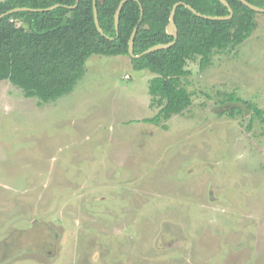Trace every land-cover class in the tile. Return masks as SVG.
<instances>
[{
    "label": "rangeland",
    "instance_id": "1",
    "mask_svg": "<svg viewBox=\"0 0 264 264\" xmlns=\"http://www.w3.org/2000/svg\"><path fill=\"white\" fill-rule=\"evenodd\" d=\"M255 23L207 68L187 64L192 104L166 130L141 122L159 110L154 75L125 56H91L42 106L0 82V264H264V14Z\"/></svg>",
    "mask_w": 264,
    "mask_h": 264
},
{
    "label": "trees",
    "instance_id": "2",
    "mask_svg": "<svg viewBox=\"0 0 264 264\" xmlns=\"http://www.w3.org/2000/svg\"><path fill=\"white\" fill-rule=\"evenodd\" d=\"M122 0H95L100 35L93 19V0H0V14L14 8L45 9V13L17 12L0 20V82L7 81L23 96L34 98L38 105L55 102L71 93L85 75V63L93 55L128 57L132 68L149 71L150 107L157 114L141 122L166 130L173 116L181 115L192 104L191 94L182 86L190 75L187 64L198 60L201 70L207 68L215 53L240 46L255 30L258 13L237 0H226L232 18L212 21L197 17L183 4L211 17L229 15L218 0H137L126 2L115 30L114 14ZM264 9V0H246ZM174 23L177 40L168 49L139 59L128 56V42L137 27L134 55L152 46L167 44L173 38L166 33L169 14L176 3ZM77 6L73 9L65 8ZM229 100L238 102L233 95ZM253 113L260 116V110Z\"/></svg>",
    "mask_w": 264,
    "mask_h": 264
},
{
    "label": "water",
    "instance_id": "3",
    "mask_svg": "<svg viewBox=\"0 0 264 264\" xmlns=\"http://www.w3.org/2000/svg\"><path fill=\"white\" fill-rule=\"evenodd\" d=\"M128 1H135L137 2V0H122L118 7H117V10L115 11V14H114V26H115V30L117 31L118 29V23H119V13L123 7V5L128 2ZM223 6H225L228 11H229V15L228 16H224V17H211V16H206V15H202L200 13H198L196 10H194L191 6L189 5H185L183 4L192 14L196 15L197 17H200V18H203V19H207V20H212V21H225V20H229L232 18V15H233V11L232 9L230 8L229 4L227 3L226 0H218ZM239 1L242 5H244L245 7L249 8L250 10L256 12V13H260V14H264V9L262 8H259L257 6H254L252 4H250L249 2H247L246 0H237ZM76 2H78V0H76ZM182 3H176L173 5V8L169 14V18H168V23H167V26H166V33L171 36L173 38V41L167 43V44H158V45H155V46H152L150 47L149 49H147L146 51L142 52L141 54L139 55H134L133 53V44H134V38H135V35H136V30H137V27L134 29V31L132 32L131 36H130V39H129V42H128V56L132 59H139L145 55H148V54H151V53H154V52H157V51H160V50H165V49H168L170 48L171 46H173L177 40V27L175 26V23H174V14H175V9L181 5ZM77 6V4H75V6H65V8H75ZM61 7L60 5H54V6H51V7H48V8H45V9H30V8H26V7H22V8H14V9H11L3 14H0V20L7 16V15H11V14H14V13H17V12H30V13H45V12H50V11H53L57 8ZM93 19H94V24H95V27H96V30L97 32L106 37L100 26H99V22H98V16H97V10H96V6H95V0H93Z\"/></svg>",
    "mask_w": 264,
    "mask_h": 264
},
{
    "label": "flooded vegetation",
    "instance_id": "4",
    "mask_svg": "<svg viewBox=\"0 0 264 264\" xmlns=\"http://www.w3.org/2000/svg\"><path fill=\"white\" fill-rule=\"evenodd\" d=\"M2 158H3V157H0V163L3 161Z\"/></svg>",
    "mask_w": 264,
    "mask_h": 264
}]
</instances>
